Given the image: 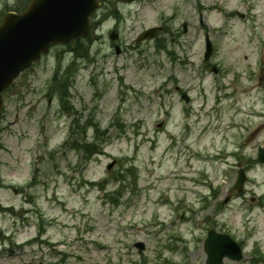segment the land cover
I'll list each match as a JSON object with an SVG mask.
<instances>
[{"label": "rangeland", "instance_id": "1", "mask_svg": "<svg viewBox=\"0 0 264 264\" xmlns=\"http://www.w3.org/2000/svg\"><path fill=\"white\" fill-rule=\"evenodd\" d=\"M92 21L62 105L61 45L3 95L0 264H205L211 228L243 246L223 264H264V164L235 190L264 146V0H102Z\"/></svg>", "mask_w": 264, "mask_h": 264}, {"label": "water", "instance_id": "2", "mask_svg": "<svg viewBox=\"0 0 264 264\" xmlns=\"http://www.w3.org/2000/svg\"><path fill=\"white\" fill-rule=\"evenodd\" d=\"M97 0H31L27 9L20 13L8 12L0 23V111L2 91L10 85L20 71L27 68L55 41H67L73 36L85 34L88 16L98 5ZM156 28L144 31L140 39L151 38ZM119 52L118 47H116ZM208 44L206 57L210 54ZM264 161V150L260 149ZM246 174L238 172L236 189L242 191ZM135 246L144 249L143 242ZM206 264H222L223 257L241 258L239 245L227 234L208 231L205 241Z\"/></svg>", "mask_w": 264, "mask_h": 264}, {"label": "trees", "instance_id": "3", "mask_svg": "<svg viewBox=\"0 0 264 264\" xmlns=\"http://www.w3.org/2000/svg\"><path fill=\"white\" fill-rule=\"evenodd\" d=\"M55 81H56V85H55V88L57 89V90H59L61 93H62V95H64L63 96V100L66 98V95H67V93H66V89H65V86L63 85V83H64V81H60V80H54V83H55ZM78 143H79V141H78ZM80 144V143H79ZM81 144H83V143H81ZM85 145H87L86 143H85ZM90 146H91V148L90 147H87V148H90L89 150H88V152L91 154V153H95V152H97L99 149L97 148V145L95 144V143H93V144H90ZM119 180H122V179H118L117 181L119 182ZM121 195V194H120Z\"/></svg>", "mask_w": 264, "mask_h": 264}, {"label": "flooded vegetation", "instance_id": "4", "mask_svg": "<svg viewBox=\"0 0 264 264\" xmlns=\"http://www.w3.org/2000/svg\"><path fill=\"white\" fill-rule=\"evenodd\" d=\"M101 1H102V0H101ZM105 4H106V2H105ZM160 26L162 27V30H163V27H164V26H163V25H160ZM112 30L118 31L117 27H115V28L112 27ZM111 43L113 44V46H115V45L117 44V42H111ZM204 238H205V237H204ZM204 240H205V239H203V246H204Z\"/></svg>", "mask_w": 264, "mask_h": 264}]
</instances>
